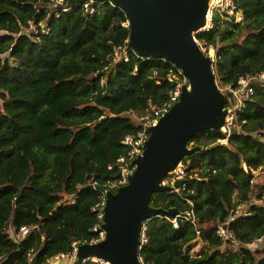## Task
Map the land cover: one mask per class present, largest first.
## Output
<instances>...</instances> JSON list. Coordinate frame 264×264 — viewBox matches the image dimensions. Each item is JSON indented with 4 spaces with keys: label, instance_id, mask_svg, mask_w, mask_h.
Segmentation results:
<instances>
[{
    "label": "trees",
    "instance_id": "1",
    "mask_svg": "<svg viewBox=\"0 0 264 264\" xmlns=\"http://www.w3.org/2000/svg\"><path fill=\"white\" fill-rule=\"evenodd\" d=\"M234 1L241 22L217 15L211 30L195 35L216 50L222 85L264 71V0ZM128 37L125 14L108 2L0 0V264H48L72 244L99 239L92 208L118 176L108 167L126 154L123 137L138 131L134 119L149 105L166 104L182 79L170 62L138 57ZM123 46L127 61L113 56ZM237 125L229 137L193 136L191 147L202 150L184 158L186 184L179 194L152 195V207L192 215L194 225L150 219L145 263L264 264V245L247 247L264 237V185L253 183V171L264 170L263 82ZM239 204L248 209L231 225L238 244L222 249L215 227ZM22 226L31 230L15 243L8 229ZM197 241L203 247L191 254Z\"/></svg>",
    "mask_w": 264,
    "mask_h": 264
},
{
    "label": "water",
    "instance_id": "2",
    "mask_svg": "<svg viewBox=\"0 0 264 264\" xmlns=\"http://www.w3.org/2000/svg\"><path fill=\"white\" fill-rule=\"evenodd\" d=\"M92 1L120 9L129 27L127 46L140 58L170 62L186 83L181 85L177 101L149 127V137L133 161L135 170L128 183L115 192H105L103 238L78 245L74 255L55 257L48 264H85L92 259L105 264H140L143 222L180 215L175 208L152 207V195L170 192L171 186L162 185L167 174L181 160L202 150L190 146L193 136L209 130L226 133L225 119L231 110L217 88L214 61L195 38L207 25L211 0ZM186 182L179 180L174 187Z\"/></svg>",
    "mask_w": 264,
    "mask_h": 264
},
{
    "label": "built area",
    "instance_id": "3",
    "mask_svg": "<svg viewBox=\"0 0 264 264\" xmlns=\"http://www.w3.org/2000/svg\"><path fill=\"white\" fill-rule=\"evenodd\" d=\"M54 3L61 4L62 1L60 0H51ZM88 4L93 3L92 0H87ZM87 6V4L85 5ZM67 11V9L65 10ZM93 9L91 8L89 10L90 13H93ZM219 16L222 19L225 20H233L235 23L240 22L243 19V14L240 10L237 9L235 1L234 0H211L209 12L207 14V25L202 29V32H206L212 29V21L215 16ZM30 28L32 30L33 27L31 24ZM43 32V31H42ZM197 41V40H196ZM197 43L200 45L202 50L209 55L210 52L214 53V58H216V50L212 47L206 48L202 46L198 41ZM208 51H207V50ZM207 51V52H206ZM113 56L117 59H123L124 61L128 60V52L123 47H118L114 50ZM212 58V57H211ZM213 60V58H212ZM214 61V60H213ZM215 82L217 85V88L224 94L225 98V106L229 108L230 114L225 119V127H226V137L230 136V131L232 129L238 130L237 125V118L238 113L241 112L246 104L251 101L254 91H255V85L259 82L264 83V71L258 75H247L244 77H240L235 85H222L215 77ZM183 83H186V79L182 76V79L176 84L174 90L170 93L169 100L166 104H164L162 107H157L155 105H149L148 109L143 113L142 115L135 117V122L139 126L138 131L133 135H126L123 137L121 144L126 148V154L119 157L114 166H109L108 169L111 170L113 168L117 169L118 176L115 180L107 182L105 184V189L107 190H117L119 187L126 185L128 183V176L131 175L135 170V165L133 164V161L135 158L140 155L143 152V146L145 141L149 137V127L154 126L157 124L159 118L162 116L163 113L167 112L169 108L177 101L180 88ZM219 144H225L226 140L218 141ZM190 165V161L183 159L181 160L175 168L170 171L167 176L162 181V185L164 186H171V192L179 194L180 188H182L185 184L182 185V187L176 188L174 187V184L179 180H184L186 175V169ZM104 200H105V193L103 195V200L101 203L95 205L92 208V212L97 213V219L100 223L103 221V206H104ZM188 203L190 201L187 200ZM244 204H239L235 208H233L228 216L215 227L216 235L220 238L222 242L221 248L228 245L236 246L237 240L231 230L232 223L235 222L237 218L247 216V212L243 210ZM182 218L187 221H190L194 225V217L191 215L190 217L179 215L178 217L174 219H168L165 218L167 221H169L172 224L173 228L178 227V219ZM148 221L143 222L142 225V232L140 236V245H139V261L140 264H149L145 263L142 258L140 257V251L142 247L147 243V226ZM31 230L30 226H22L17 231H14L12 228L8 229V233L11 236V238L15 241V243H19L21 240L25 238V236L28 234V232ZM99 232V239H102L104 236V232L101 229L100 225H95L92 228L93 232ZM97 240V241H98ZM263 246L264 245V237L261 239H258L256 242L247 245L249 249H253L256 246ZM72 252L65 256H72L76 252L77 245L72 244L71 246ZM92 262H99L94 259L89 260ZM100 264H105L102 262H99Z\"/></svg>",
    "mask_w": 264,
    "mask_h": 264
},
{
    "label": "rangeland",
    "instance_id": "4",
    "mask_svg": "<svg viewBox=\"0 0 264 264\" xmlns=\"http://www.w3.org/2000/svg\"><path fill=\"white\" fill-rule=\"evenodd\" d=\"M29 30H32V29L30 28ZM209 55L213 58L214 63H215L214 53L210 52ZM213 71H214V65H213ZM190 146H192V143L190 144ZM253 175H254V179H253L254 185H264V170L263 169H258L256 171H253ZM247 209H248V206L244 205L243 210L247 211ZM258 246H256V247H258ZM202 247H203V244L201 241L195 242L193 244L192 249H191V254H197L199 251H201ZM256 247H254V248H256Z\"/></svg>",
    "mask_w": 264,
    "mask_h": 264
}]
</instances>
